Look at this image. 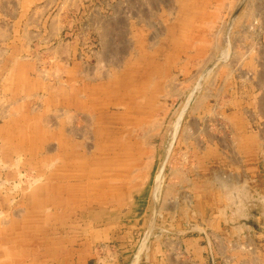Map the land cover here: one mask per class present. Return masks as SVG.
Masks as SVG:
<instances>
[{
  "label": "rangeland",
  "instance_id": "374dc122",
  "mask_svg": "<svg viewBox=\"0 0 264 264\" xmlns=\"http://www.w3.org/2000/svg\"><path fill=\"white\" fill-rule=\"evenodd\" d=\"M71 1L68 53L0 72V225L107 264H264V0Z\"/></svg>",
  "mask_w": 264,
  "mask_h": 264
},
{
  "label": "crops",
  "instance_id": "0c3cea01",
  "mask_svg": "<svg viewBox=\"0 0 264 264\" xmlns=\"http://www.w3.org/2000/svg\"><path fill=\"white\" fill-rule=\"evenodd\" d=\"M78 1L71 3L78 6ZM58 5L59 0H0V72L10 84L15 83L23 64L38 61L44 54L64 56L68 53L61 42L48 48L53 41L63 40V35L75 25ZM23 222L18 225L21 228L18 234L11 233L10 220L0 225V264L108 263L107 258L96 261L98 256L88 244L79 251L74 245L68 246L65 256H59L58 245L51 244L52 238L48 241L44 235L30 234L35 230H27ZM104 232L108 234L107 229H100L99 235ZM111 233L113 236L114 231Z\"/></svg>",
  "mask_w": 264,
  "mask_h": 264
},
{
  "label": "bare ground",
  "instance_id": "6f19581e",
  "mask_svg": "<svg viewBox=\"0 0 264 264\" xmlns=\"http://www.w3.org/2000/svg\"><path fill=\"white\" fill-rule=\"evenodd\" d=\"M234 188V187H233Z\"/></svg>",
  "mask_w": 264,
  "mask_h": 264
}]
</instances>
